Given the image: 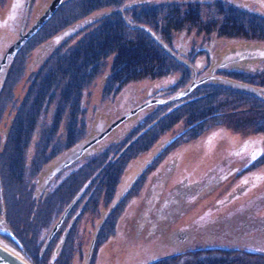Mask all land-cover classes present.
Instances as JSON below:
<instances>
[{"label":"rangeland","instance_id":"obj_1","mask_svg":"<svg viewBox=\"0 0 264 264\" xmlns=\"http://www.w3.org/2000/svg\"><path fill=\"white\" fill-rule=\"evenodd\" d=\"M262 1L264 2V0ZM50 2L51 0H0V58L7 47L18 40L19 33L27 29ZM60 2L58 12L47 27L30 42L29 39L24 43L20 42L16 54L9 58L5 66L0 68V154H2L0 155V201L5 220L10 221V224L12 222L18 224L15 225L19 235L16 236V239L21 247L29 245L35 226L49 227L47 231L51 228L60 209L67 205L71 193L77 189L78 185L74 190L72 187L64 186L53 193L41 190V182L51 170L50 162L59 163L58 159L62 157L63 153L72 149H80L98 132L104 130L120 114V111L124 112L153 96H162L165 91H158V93L156 89H164L171 84L170 87H172L181 77L178 70L168 68V61L162 59L146 39L127 33L117 42L121 45L126 42L125 46L130 47L131 50L136 48L133 60L144 63H140V66L135 70L132 66H128L124 74L122 64L116 61V53H110L106 55L107 58L102 59L101 57L107 54L104 52L99 57L101 59L98 70L84 82V78L81 80L77 75L81 66L86 67L89 64L86 62L87 52L82 50L83 55L79 56L80 61H77L66 51L80 50L85 40L94 36V30L98 25H94L91 30L89 27L83 32H80L79 26L89 23L98 16L107 17L104 20L105 33L120 34L123 27H117V19L109 17L111 12L119 9L125 2L115 1L114 3L118 6L113 10H110V7L106 5L95 8V0H60ZM234 2L237 5L241 4L237 6L241 8L228 5L225 10H214L207 9V6L200 2H195L194 5H191L194 7L190 8L159 7L161 5L157 4L155 5L156 9H151L155 12L151 18H148L151 11L146 9L142 11L144 13L148 11L147 19H145L148 22L145 23L151 30L160 33V40L165 41L166 39L171 48L184 51L193 45L208 47L206 43L211 41L213 44L209 55V66H211L218 64L230 54L264 50V41L254 38L256 35L264 36V21L256 17L258 14L252 11V2L247 0H242L240 3L239 1ZM173 9H177V11H173ZM187 12H191V15L188 16ZM14 13L17 14L12 15ZM258 13L264 17V12L258 11ZM99 17L95 20L96 22L101 21ZM72 33L78 34L69 39L68 36ZM83 36L87 38L85 39ZM65 39L68 41L62 45ZM117 47L120 50L121 46ZM62 58L67 63H64ZM260 63L256 60H247L244 64L239 63L234 66L245 67L251 71L262 69L263 65L260 66ZM50 65L51 69H49ZM203 68L207 69L208 65L204 64ZM82 73L87 76V69L82 70ZM183 80L184 88L190 82L191 74H185L182 77ZM69 87L70 90H68ZM220 96L221 93L216 98L214 97V102H217V99L219 101ZM151 106L148 105L144 109L149 110ZM239 107L238 104H234L233 108L230 106L227 113L223 115L224 118L220 119L227 122L223 127L232 128L237 137L240 136L237 134L241 131L239 128H243V126L238 124L237 118L232 117L231 112L239 110ZM242 109L249 108L243 107ZM184 110L182 108L168 117L163 113L158 114V117L152 121L157 123L160 120L163 121L155 128L153 123L150 132L145 137L127 146H124L123 142L117 146L125 131V123L139 117V115L131 113L109 134H105L103 139L94 145L90 144L82 153L76 164H83L79 168L83 172L77 180L81 182V179L83 181L87 179L83 186V195L85 198L92 197L90 202L96 206L93 208L88 206L90 208H86L87 211L85 209L78 214L81 210L80 206L77 209L78 212L74 213L72 221L75 217L77 227L71 235L65 237L68 238V242H65L64 248L62 246L58 248V251L64 253L59 261H54V264H151V260H147L150 256H156L153 262L156 260L162 262L166 259L167 256L163 252H167V248L160 249L157 244L149 240L145 242L139 234L140 237L133 236L132 229H129V233L126 232L128 222L137 206V204L134 206V203L129 205L131 202L129 198L133 197V200L138 201L145 187L148 186L154 167L146 169L149 177H143L140 188L137 186L121 206H118L117 203L124 192L127 179L141 168L144 160L158 147L161 149L169 139H175L179 133L187 129L188 124ZM152 121L146 126L150 125ZM250 129L247 128L245 131ZM112 132L113 135H110ZM234 134L229 130L226 131L212 153L205 150L199 140L195 143L194 141L181 142L178 140V142L168 145L166 149L169 150L162 156L163 160L158 163L159 165L162 162L170 161L172 151L181 155L175 165V174L169 184H164L162 189L164 190L166 186L168 189L176 179L184 175H189L190 179L199 180L203 170L213 168L218 164V159L224 149L229 148L235 139ZM70 136H74V139L73 145L68 150H60L52 156L53 159L48 163L46 162L48 159L43 160L45 157L42 152L44 143H48L50 147L57 145L56 140L64 142L65 140L62 138L66 139ZM48 138H51L50 141H46ZM127 140L124 141L127 142ZM114 143L116 145L111 147ZM53 149L57 150L56 146ZM10 154L13 155L14 161L12 167L9 162ZM262 168L264 170V165ZM38 190H41V193ZM106 198L107 200L104 201ZM210 204L211 202L207 205ZM205 206H197L179 220L175 227L187 224L203 225L204 222H201L203 224L200 225L192 223L191 216L202 213ZM233 206L234 204H228L222 209L215 210L212 215ZM45 213L46 216H44ZM50 215H54V217L50 223H47ZM108 219L111 222L114 221L113 228L110 234L98 243L99 233L104 222ZM58 225L59 223H56V226ZM20 232L23 233L20 234ZM234 238L240 239V237ZM60 252H52L51 258L54 255L58 258ZM41 257L44 258L43 255ZM218 257L223 258L224 256L202 254L196 258L201 261L205 258ZM225 257L231 259V256L226 255ZM188 258H190L188 264H196V258L194 259L192 255ZM32 259L36 264H43ZM233 259L235 264H264L246 261L239 256ZM191 260H195V262ZM46 263L52 264L50 260ZM229 263V260H226V264ZM168 264H180V262L175 260Z\"/></svg>","mask_w":264,"mask_h":264},{"label":"flooded vegetation","instance_id":"obj_2","mask_svg":"<svg viewBox=\"0 0 264 264\" xmlns=\"http://www.w3.org/2000/svg\"><path fill=\"white\" fill-rule=\"evenodd\" d=\"M115 1L120 0H95L94 7L99 8L106 5L110 7V10H113L118 6V4L114 3ZM122 1L125 3L119 9L111 12L109 17L117 19V27H123L120 34L113 33L110 35L108 32L105 33L104 20L107 18L105 16H98L101 19L99 22L95 21L98 19V17H95L87 24H80V32H83L89 27L91 30L94 25L98 26L94 30V36L89 40H85L80 50L71 49L70 51H66L69 56L74 57L77 61L79 60V56L83 55L82 50L87 52L88 59L86 62H89V64L86 67L81 66L77 76H80L81 80L84 78V82L89 80L92 74L98 70L99 60L101 58H107L106 55L110 53H116V61L118 62L122 56L125 57V62L121 63L124 74L128 66H132L134 70L136 67H139L140 65L133 60V53L136 48L131 50L130 47L125 46L126 42H123L122 45L117 42L122 39V36L129 33V35H137L134 37H143L144 40L146 39L152 49H156L159 56L165 61H168V68L170 70L174 68V70H178L181 77L172 87H170L171 84L164 89H156L157 92L165 91L162 95L163 97L153 96L149 100L137 103L130 109H126L124 112L120 111V114L104 130L98 132L89 141H92L93 145L98 143L100 139L104 138L103 136L105 134H109L115 126L125 121L131 113L139 115V117L138 119L133 118L125 123V131L122 134V139L118 141L117 146H120L122 142L124 146H127L145 137L150 132L153 123L155 128L163 121L160 120L158 123L152 121L160 113L168 117L184 108L186 114L185 119L188 124L187 129L179 133L175 139H169L161 149L158 147L144 160V163L141 165L142 171L140 168L127 179L124 192L121 194V199L117 203L118 206H121L124 200L132 195L133 190L137 186L138 188L141 187L140 182L144 176L149 177L146 169L151 166L154 167L153 170L151 169L152 173L150 174L148 186L145 187L138 201L136 199L133 200V197L132 199L129 198L131 201L129 205L134 203L133 205L135 206L137 204V206L134 209L131 220L128 222L126 232L129 233V229H132L134 231L133 236L139 234L142 239L144 238L145 242L149 240L157 244V247L160 249L167 248V252H163L167 256L166 259L162 262L157 260L153 262L156 256H150L147 260H151V264H168L175 260H178L180 264H188L190 259L188 257L192 255L195 259L198 255L202 254L221 255L224 257L205 258L204 260L201 259V261L196 258V262L195 260L191 261H194L196 264H226V260H229V264H235L233 258L239 256L246 261L264 263V170L262 168L264 165V50H253V53L245 51L230 54L218 64L209 66L210 49L213 47L211 41L206 43L208 47H195L193 45L189 49L179 51V49L174 47L171 48V45L168 44L166 39L165 41H161L160 33L158 34L153 29L151 30L147 23H145L148 22L145 20L147 19L148 11H151L148 15V18H151L153 16L152 14L155 13L151 9H156L155 5L157 4L161 5L159 7L190 8L194 7L191 5H194L195 2H200V4L207 6V9L225 10L228 5L232 7L240 6L241 4L237 5L234 1H239L240 3L242 0ZM247 1L252 2V11L258 14L256 17L264 21V17L258 13V11L264 12V2L262 0ZM59 6L48 20L37 28L29 38V42L47 27L53 16L58 12ZM149 6L154 8H150ZM143 9L148 10L147 13H144L142 11ZM173 11H177V9H173ZM16 14L14 13L12 15ZM186 14L189 16L191 12H187ZM41 15L27 29L33 27L36 22H39L38 19ZM256 17L254 18L256 19ZM258 26L257 29H259ZM27 29H24L20 33H24ZM74 34L72 33L68 36L69 39L75 37L78 33L76 35ZM257 34L260 33L257 32ZM100 35L102 36L97 38ZM83 37L85 39L87 38L86 36ZM254 38L264 41V36L256 35ZM67 41L68 39H65L62 45H65ZM104 43L121 46V51L110 52L104 54V57L99 58L103 55L100 49ZM137 51L140 50L137 49ZM5 52L0 58V68L5 66L9 60ZM141 56L146 57L144 54H141ZM62 59L64 63H67L64 58ZM247 60L261 62L260 66L263 65L261 67L262 69L248 71L245 67L239 68L234 66L239 63L244 64ZM204 64L208 65V68L205 70L203 68ZM49 69H51V65ZM84 69H87V76H84L82 73ZM185 74H191V80L183 88L184 80L182 81V77ZM68 90H70V87ZM220 93V100L218 101L217 99V102H214V99ZM234 104L240 106L239 110L231 112L232 117L235 116L238 124L243 126V128H239L241 131L237 132L240 138L234 134L236 132L232 128L228 129L227 126L224 128L223 126L227 122L220 120L224 118L223 115L227 113L230 106L232 108L234 107ZM148 105H152L151 109H144ZM243 107H248L249 109L243 110ZM165 109L168 110L162 111ZM245 117L248 118L246 119ZM241 119L243 120L240 121ZM134 120L138 121L133 122ZM151 121L152 123L146 126ZM247 128L251 129L245 131ZM228 130L235 135V139L229 145V148L226 147L224 149L216 166L203 170V174L199 180L190 179L189 175H184L176 179L168 189L167 186L164 190L162 189L164 184H169L175 174V165L178 157L181 155L180 153H176V151H172L170 161L166 163L162 162L159 165L158 163L163 160L162 156L169 150L166 149L168 145L176 143L178 140L181 142L194 141V143L199 140L202 147L212 153L221 141L222 135L226 134ZM110 135H113V132ZM50 139L48 138L46 141H50ZM62 139L65 141L61 142L56 140L57 145L50 147L48 143H44V148L42 149L45 155L44 161L48 159L46 161L48 163L53 159V155L62 149L66 151L73 145L74 136ZM126 139H128L127 142L124 141ZM113 145H116V143L112 144L111 147ZM55 146L57 150L53 149ZM61 156L58 159L59 163L55 161L50 162L51 170L41 182V190L53 193L62 189L64 186L72 187V190H74L75 186L78 185L77 189L74 193H71L69 202L65 207L60 209L58 217L48 231L47 229L49 227L46 228L44 225L33 228V237L28 246L23 245L21 247L18 243L16 236L18 237L19 235L15 226L18 224L13 222L10 224V221L5 220L3 206L0 201V245L19 257H22L29 264H36L32 258L36 262H42L43 264H47L46 261L48 260L52 264H54V261H59L63 257L62 254L64 252L58 251V248L61 246L64 248L65 242H68V238L66 239L65 237L71 235L77 227L75 217L72 221L74 213L78 212L77 209L80 206L81 210L78 214L82 213L86 208L96 206L90 202L92 197L85 198L83 195V186L87 182V179L84 181L81 179V182L77 180L83 172L82 169H79L83 164H76L80 160L81 155L78 156V151L72 149L66 151ZM9 157L10 167H12L14 166L13 155L10 154ZM41 190L38 191L41 193ZM106 200L107 198L104 199V201ZM210 202L211 204L207 205ZM228 204H234V206L228 210H223L220 213L212 215L215 210L222 209ZM199 205L206 206L202 213L191 216L192 223L200 225L203 224L201 222H204L203 225L194 226L187 224L186 226L175 227L179 220ZM54 215H50L47 223H50ZM44 216H46V213ZM109 219L104 222L103 228L99 233L98 243L102 242L113 228L114 221L111 222ZM56 223H59V225L56 226ZM22 233L20 232V234ZM27 233L29 234V232ZM139 235L138 237H140ZM229 236L233 237L230 239L228 238ZM234 237H240V239ZM60 243L61 245H59ZM52 252H60L58 258L55 255L51 258ZM226 255L231 256V259H227L225 257Z\"/></svg>","mask_w":264,"mask_h":264},{"label":"water","instance_id":"obj_3","mask_svg":"<svg viewBox=\"0 0 264 264\" xmlns=\"http://www.w3.org/2000/svg\"><path fill=\"white\" fill-rule=\"evenodd\" d=\"M59 2H60V0H53L52 3L50 4V6L48 7L44 17L42 18V20L40 22H38L37 25L32 27L24 35H20L21 33H19L18 40L6 50V52H5L6 57L10 58L14 55V53L16 52V49L20 45L19 43L20 42L24 43L34 33L37 26L48 18L50 13H52V11L57 7ZM0 264H27V263L25 261H23L22 259H20L14 253L6 250L3 246L0 245Z\"/></svg>","mask_w":264,"mask_h":264},{"label":"trees","instance_id":"obj_4","mask_svg":"<svg viewBox=\"0 0 264 264\" xmlns=\"http://www.w3.org/2000/svg\"><path fill=\"white\" fill-rule=\"evenodd\" d=\"M121 51V49L119 50L117 46H113V45H109L107 43L102 44L100 52L104 54V52L110 53V52H119ZM120 63L125 62V57H121L119 60ZM138 64L140 63H144V62H137Z\"/></svg>","mask_w":264,"mask_h":264},{"label":"snow or ice","instance_id":"obj_5","mask_svg":"<svg viewBox=\"0 0 264 264\" xmlns=\"http://www.w3.org/2000/svg\"><path fill=\"white\" fill-rule=\"evenodd\" d=\"M253 158H255V157H253Z\"/></svg>","mask_w":264,"mask_h":264}]
</instances>
